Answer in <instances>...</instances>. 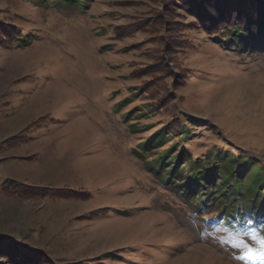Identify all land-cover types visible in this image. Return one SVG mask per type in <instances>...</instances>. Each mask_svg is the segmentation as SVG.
<instances>
[{
	"label": "rangeland",
	"instance_id": "1",
	"mask_svg": "<svg viewBox=\"0 0 264 264\" xmlns=\"http://www.w3.org/2000/svg\"><path fill=\"white\" fill-rule=\"evenodd\" d=\"M195 2L0 0V264H261L250 191L175 184L217 150L264 166V37L207 33Z\"/></svg>",
	"mask_w": 264,
	"mask_h": 264
},
{
	"label": "trees",
	"instance_id": "2",
	"mask_svg": "<svg viewBox=\"0 0 264 264\" xmlns=\"http://www.w3.org/2000/svg\"><path fill=\"white\" fill-rule=\"evenodd\" d=\"M200 2L199 0L195 2L199 6L196 15L199 23L204 26L207 33L217 34L226 30L229 35L234 36L235 41L264 37V0H200ZM13 35V26L5 25L0 21L1 43L8 44ZM186 120V122H183L179 117H174L162 131L156 132L154 139L159 143L163 141L165 135L169 138L179 136L178 142L182 141L183 143L189 137L190 128H188V125L195 124L188 115H186ZM171 149L165 150L157 156L154 162L159 164L158 169L163 166L164 161V163L170 164L164 177L165 180L175 183L172 173L183 162L184 154L190 156V152L184 146H181L175 154L171 153ZM228 154V150H217L213 157L187 159L185 165L188 172L184 180L176 181V186L188 191L190 186L193 185L194 193L200 199L203 198L205 191L209 195L216 191L214 198L229 195L228 199H232V202L234 197L239 198L244 192L250 191L252 202H258V209L261 208L264 206L263 164L253 156H248L244 160L240 158L234 160V157ZM249 167L251 172L244 176ZM161 177L164 178L163 175ZM205 186L209 188L205 190ZM71 191L74 192L75 190ZM67 196L74 195L67 194ZM237 209L240 211L244 209L241 200H239ZM263 214V212H257L254 216L258 217ZM228 218H224L225 221H228ZM231 218L239 220L242 217L235 215Z\"/></svg>",
	"mask_w": 264,
	"mask_h": 264
},
{
	"label": "snow or ice",
	"instance_id": "3",
	"mask_svg": "<svg viewBox=\"0 0 264 264\" xmlns=\"http://www.w3.org/2000/svg\"><path fill=\"white\" fill-rule=\"evenodd\" d=\"M230 234L233 235L236 238V240H237V243L234 246H236V247L243 246V247L247 248V245H244L243 244V241L239 239V233H230ZM252 238L253 239H256V236H255L254 233H252ZM260 243L262 245L261 249L259 250L260 251V254L259 255H254L251 258L253 260H260L261 261V264H264V239H262L260 241ZM249 251H252V250L249 249ZM241 258L243 259V257H241Z\"/></svg>",
	"mask_w": 264,
	"mask_h": 264
}]
</instances>
